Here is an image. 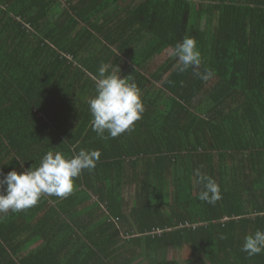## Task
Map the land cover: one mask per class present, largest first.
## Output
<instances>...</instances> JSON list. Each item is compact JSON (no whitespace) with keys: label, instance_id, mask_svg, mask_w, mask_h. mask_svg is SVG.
I'll return each mask as SVG.
<instances>
[{"label":"trees","instance_id":"1","mask_svg":"<svg viewBox=\"0 0 264 264\" xmlns=\"http://www.w3.org/2000/svg\"><path fill=\"white\" fill-rule=\"evenodd\" d=\"M102 63L144 105L116 138L91 125ZM81 149L101 155L70 196L0 213V264H264L241 251L264 230V0H0V179Z\"/></svg>","mask_w":264,"mask_h":264},{"label":"clouds","instance_id":"2","mask_svg":"<svg viewBox=\"0 0 264 264\" xmlns=\"http://www.w3.org/2000/svg\"><path fill=\"white\" fill-rule=\"evenodd\" d=\"M170 57L178 61L180 72L201 64V54L193 37H184L176 43ZM109 67L102 63L98 68V74L94 77L95 95L87 103L93 131L101 136L107 132L108 137L116 138L132 130L135 122L142 118L144 105L137 84L126 76L122 77L119 68L109 71ZM195 75L207 80L211 71L204 69L202 73L196 72ZM100 155L99 150L81 149L71 157L58 151H48L35 168H24L23 161L19 160L22 170H10L0 179V185L4 186L3 191H0V213H16L31 208L42 196L67 198L74 191V178L84 169H94ZM196 176L202 185L197 199L214 205L222 198L219 185L211 176L202 174L199 170H196ZM220 238L225 237L221 234ZM241 251L249 257L264 252V230L258 229L245 235Z\"/></svg>","mask_w":264,"mask_h":264},{"label":"rangeland","instance_id":"3","mask_svg":"<svg viewBox=\"0 0 264 264\" xmlns=\"http://www.w3.org/2000/svg\"><path fill=\"white\" fill-rule=\"evenodd\" d=\"M130 195L132 196L133 195V191L131 190V192H130ZM171 255H172V253H171V249H169L168 251H167V259H171Z\"/></svg>","mask_w":264,"mask_h":264},{"label":"built area","instance_id":"4","mask_svg":"<svg viewBox=\"0 0 264 264\" xmlns=\"http://www.w3.org/2000/svg\"><path fill=\"white\" fill-rule=\"evenodd\" d=\"M154 232H158V231H154Z\"/></svg>","mask_w":264,"mask_h":264}]
</instances>
